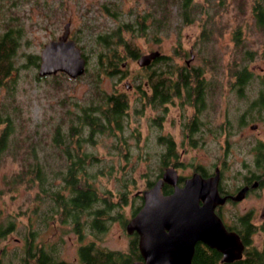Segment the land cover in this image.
<instances>
[{
  "label": "rangeland",
  "instance_id": "rangeland-1",
  "mask_svg": "<svg viewBox=\"0 0 264 264\" xmlns=\"http://www.w3.org/2000/svg\"><path fill=\"white\" fill-rule=\"evenodd\" d=\"M196 1L204 4L211 17L202 16L185 24L178 18L177 9L168 4L171 20L169 25L159 30L158 37L139 35L137 25L133 24V29L128 28L131 31L121 32L122 40L128 42L129 48L118 47L120 55L114 73L115 66L110 67L108 58H104L106 68L100 75V91L105 94L122 93L128 102L123 132L99 135L93 143L90 142L94 145H85L86 150L99 159L98 163L87 168L95 175L99 174L93 179V184L101 197L105 196L117 204L110 211L115 218L107 221V229L92 234L86 226L82 239H79L70 224L60 222L59 216L44 223L38 214L33 213L36 205L41 204L42 210L46 207L45 203L35 199L37 185L29 188L22 182L15 189L6 190L0 198V221H15V230L0 242V264L32 263V259H26L25 239L33 230L35 243L53 251L58 259L72 261L74 256L77 257L78 248L89 242L98 249L127 251L131 236L122 221L127 222L132 217V211L141 202L138 192L149 189L148 180H154L161 171L165 152L163 143L167 138L174 141L176 156L173 160L179 162L176 169L179 177L191 174L194 165L211 173L214 165L220 164L224 165L222 181L228 188L235 189L248 169H256L254 152L264 143V118L253 107L252 101L263 89L264 34L254 27L252 0H212L206 4L205 0ZM152 3L153 0H0V29L2 23L8 22V27L15 26L21 34L17 71L13 72L17 78L15 94L24 104L26 122L36 132L31 130L32 136L37 135L40 141L37 148L43 144L47 150L37 156L42 158L46 153L47 159L60 156L59 151L51 153L46 146L51 140L52 124L61 122L66 130L69 115L73 116L72 120L77 116L75 105L88 103L91 80L97 70V55L103 50L102 45L95 41L96 35L123 28L126 23H134L133 19L140 20V16L149 10L154 12L155 3ZM211 6L213 10H210ZM66 22L70 23L69 37L81 49L86 60L87 71L77 79L67 77L68 80H63L64 76H61L58 84L52 81V77L39 81L36 78L38 65L29 64L27 56L37 55L39 64L44 44L56 40ZM146 22L151 25L152 18L147 17ZM237 28H240L241 35L240 42L235 44L233 33ZM206 30L212 32L208 34ZM204 32L209 38L205 39L206 42L203 41ZM129 50L134 51L137 57L131 58ZM155 50L168 58L161 67L165 70L188 67L187 60L192 66L204 69V80L208 83H203V92L208 106L201 113L182 98L173 97L172 102L162 106L149 102L151 91L146 84L154 82L151 75L159 64L140 67L137 58ZM243 51L252 54V59L245 61L251 77L244 85L243 95H240L235 91L234 70L242 61L240 54ZM175 78L173 75L171 80ZM4 94L5 90L1 89L0 100ZM67 110H70L69 114ZM195 114L201 122L199 129L195 124L189 125ZM252 125H256L257 130L251 129ZM73 140V137L68 140L72 148L75 145ZM25 152L2 157L1 185L5 181L6 186L9 179L19 172L20 159L13 155ZM125 198L127 203L123 204ZM260 203L263 209L261 200ZM252 205H258L256 199L248 198L236 208L225 211L234 217Z\"/></svg>",
  "mask_w": 264,
  "mask_h": 264
},
{
  "label": "trees",
  "instance_id": "trees-1",
  "mask_svg": "<svg viewBox=\"0 0 264 264\" xmlns=\"http://www.w3.org/2000/svg\"><path fill=\"white\" fill-rule=\"evenodd\" d=\"M169 1H171V4ZM210 1L212 0H205V4L210 3ZM153 4L154 12L149 10L147 14L140 16V20L133 19L134 23H126L123 28L118 27L112 32L98 33L96 35L95 41L102 45L103 50L97 55V70L91 80L92 88L90 90L91 94L89 93L88 103L86 102L82 106L75 105L77 116L72 120L73 116L69 115L66 130H64L61 122H57L52 124L53 127L49 132L51 140L48 144L49 146H46L51 153L59 151L60 154L55 159H47V153L46 155L43 154L42 158L37 156L45 148L43 144L41 148H37V142L39 143L40 141L37 135L32 136L31 130L33 128H30L26 122L28 119L25 117L24 104L17 99L15 94L17 78H14L13 72L17 71L16 57L21 34H19V29L15 26L8 27V22L2 23L3 27L0 29V90L4 89L5 94L0 100V160L6 154L23 152L24 150L26 152L13 155L20 159V169L19 172L9 179L6 186L4 184L5 181H3V185L0 183V198L6 190L15 189L19 183H27L29 188L37 185L38 193L35 194V199L39 203H45L46 207L45 210H42L41 204L36 205V212L33 213L38 214L44 223L53 220L55 216H59L60 222L70 224L72 231L76 233L79 239H82V231L86 226L92 234L104 232L107 229V221L115 218L110 211L117 204L111 202L105 196L101 197L93 184V179L99 174L95 175L93 171L91 172L87 168L94 166L96 162H99V159L93 153L88 152L85 145H88L86 143L91 141L93 143L99 135H113L114 131L123 132V118L127 114L128 102L122 93L105 94L100 91L98 86L100 75L106 68L104 58H108L110 67L115 66L114 73L120 55L117 52L118 47L123 45L125 49L129 48L128 42L122 40L121 32L123 30L131 31L128 28L133 29L131 26L133 24L137 25L136 32H139V35L152 34L151 36L158 37L159 30L163 26L169 25L171 20V10L168 8V4L177 9L178 18L185 24H190L199 17L207 18L212 15L204 8V4L201 5L196 0H153ZM213 9L214 7L211 6L210 10ZM203 13L205 14L202 15ZM251 13L254 27L264 34V0H252ZM147 17L152 18L151 25L146 22ZM154 17L155 22L153 23ZM240 31V28H237L233 33L235 44L240 42ZM206 32L209 34L212 31L206 30ZM206 32L203 34L204 42L209 39L206 37ZM114 38H117V40H114ZM129 56L136 58L137 54L129 50ZM240 58L242 61L234 70L237 88H241L251 77V72L247 70L245 62L252 59L251 52L243 51L240 54ZM165 59L168 58L166 56L156 58L154 63L159 65L157 72L154 71L155 73L195 74L196 76L192 81L197 82V86L190 85L189 79L185 76L184 78H178L179 80L175 83L172 82L173 85L168 90L164 85L165 79L159 80L154 95L157 102L163 103L167 101L170 95L179 94L181 89H184L187 95L192 90L197 91V97L201 102L202 85L200 83H202V78L200 75L204 73V69L190 66L181 67L176 71L165 70L161 68ZM27 60L34 67L38 65L37 55H28ZM86 71L87 69L85 73ZM61 76H64L63 80H68V76H65L64 73H57L47 77H52V81L55 80L56 84H58ZM47 77L36 78L40 81L45 80ZM262 84L264 89V80ZM171 90L172 93H170ZM260 105L264 106V104ZM67 113L69 114L70 110H67ZM35 128L38 129V127ZM72 137L74 139L73 145L75 143L73 148L70 147L68 141ZM92 143L90 144L94 145ZM164 145L166 150L162 155L163 162L168 160L167 157H175L173 142L166 139ZM26 146L28 149H25ZM43 152H47V150L45 149ZM160 176L161 174L158 173L154 180L149 179L148 185H154V182ZM168 187L165 186L163 192H167ZM50 202L52 205L49 206ZM124 203H127L126 198L123 200ZM140 206L141 202L132 211V216L138 211ZM122 223L125 225L126 221H122ZM14 230L15 221L13 219L0 221V242L9 232ZM261 230L264 233V225ZM35 235L36 233L33 230L25 239L26 259L31 258L34 264L51 263V256L49 254L45 255L44 247L35 243ZM79 253L80 264H133V262L141 259L137 235L130 238L127 251L98 249L89 242L79 248ZM192 264H219V255L215 250H205L203 247H197ZM239 264H264V247L261 250L251 249L246 254L245 259H242Z\"/></svg>",
  "mask_w": 264,
  "mask_h": 264
},
{
  "label": "water",
  "instance_id": "water-1",
  "mask_svg": "<svg viewBox=\"0 0 264 264\" xmlns=\"http://www.w3.org/2000/svg\"><path fill=\"white\" fill-rule=\"evenodd\" d=\"M69 34L70 23L66 22L61 35L44 44L39 54L38 77L64 73L76 79L84 74L86 60ZM160 55L156 50L142 54L137 58V64L148 66ZM163 183L174 186L171 194L162 193ZM217 185V174L208 178L193 174L180 187L177 186L176 171L167 169L162 178L143 191L141 208L125 226L128 234L135 232L138 235L142 260L133 264H191L197 242L215 248L224 260L239 257L240 240L225 230L214 212L215 206L224 201L218 196ZM242 195L243 190L234 198L239 200Z\"/></svg>",
  "mask_w": 264,
  "mask_h": 264
},
{
  "label": "flooded vegetation",
  "instance_id": "flooded-vegetation-1",
  "mask_svg": "<svg viewBox=\"0 0 264 264\" xmlns=\"http://www.w3.org/2000/svg\"><path fill=\"white\" fill-rule=\"evenodd\" d=\"M191 58H193V55ZM155 60L156 59L152 60L148 66L150 67L152 64H154ZM189 63H190V61L187 60L186 61L187 66L188 67L192 66L191 63L190 64ZM148 66H145V67H148ZM193 67H195V66H193ZM173 75L176 76V78H175L176 80H174V81L171 80ZM185 76H187V79H189L190 85L197 86V82H195V81H193L194 84H192V80L196 76L195 74H184V73H182V74H179V73H176V74H157V73H153L151 75V77H152V79H154V82L151 81V85L146 84L151 91L150 95L148 96L149 97L148 99L150 100L149 102H151L152 104H158L159 106H162L163 104L167 105V103L172 102L173 97L182 98L184 100V102L192 105V107L194 108L195 111H197V113H201L205 109V107L208 106V102L206 103V100H204L205 93L203 92V83H208L207 80H204L205 79L204 73L200 75V77L202 78V83H200L202 85V100H201V102L197 97V94H196L197 91L192 90L191 93L187 95V93L184 89H181L179 94L174 93L173 95H170L169 99L163 103H159L155 99L154 95L156 92V87L159 84V80L165 79L164 85H165L166 89L170 90L171 85H173V83L178 81L179 80L178 78H182V77L184 78ZM166 78L169 80L168 82H167ZM263 80H262V82H263ZM236 82H237V79L235 78V84H234L235 86H237ZM246 83L247 82H245L244 85ZM244 85L241 88L236 87L235 91L237 93H239L240 95H243ZM125 87L129 88L128 85H126ZM233 88H235V87H233ZM170 93H172V90L170 91ZM260 104H264V89H262V91L257 96V98L252 101L253 107L258 109L257 112L260 113V115H262V117L264 118V106H261ZM194 124L197 125V128L199 127V124H201L198 117H196V114L194 115L193 119L189 122V125H194ZM250 128L253 129L254 131L257 130L256 125H252V126H250ZM190 131H191V129H190ZM187 136H189V135H187ZM167 139L171 140L174 144V141L172 139H170V138H167ZM164 143H165V141H164ZM261 144H262L261 149L260 148L255 149V152H254V154L256 156V158H255L256 159V169L255 170L248 169L245 172V174L243 175L242 179L240 180V183L238 184L237 188H235V189L228 188V186L225 185L224 182L222 181V173L224 170V168H223L224 165L222 166L220 164H215L214 165V172H211V173H207L202 168H200L199 166L194 165L191 168V174L187 175L186 177H182V176L179 177L177 170H176L179 167V166H177V164L179 165V162L176 160L175 161L173 160L175 157H171V156L167 157L168 160H165L164 161L165 163L163 162V165L161 167V171L159 172L161 174V176L158 179L162 178L163 174L165 173V171L167 169H174L176 171V174H177V186H180V187H182L184 185L185 180L187 178L191 177L193 174H198L202 178L213 177L216 174L218 175V185H217L218 196L220 198H223L224 201H222L221 203H218L215 206L214 212L222 221V224H223L225 230L228 233L235 234L238 237V239L240 240L241 245H242V249L240 251L239 257H237L231 261H228V260H224L222 253H220L215 248H211L202 242H197L194 246V252H193L192 259H191V264H192L193 257H194V254L196 252L197 247H199V248L203 247L205 250H207V249L215 250L219 255V264H239L242 259H245L246 254L248 252H250L251 249L261 250L264 247V233L261 230L262 226L264 225V143H261ZM174 147H175V145H174ZM165 150H166V147H165ZM174 153H175V148H174ZM175 156H176V154H175ZM165 186H169L167 192H163ZM173 190H174V186H172L168 183H163V185L161 186V191L164 195L171 194L173 192ZM241 190H243V195H242L241 199H239V200L235 199L234 197ZM142 193L143 192L139 191L137 194L141 197L140 198L141 199V206L143 204V194ZM248 198H250V199L255 198L258 205H256V206L252 205L250 208L246 209L241 215L235 214L234 217H232V216L228 215V213H226L225 210L227 208H236L237 204L241 203L242 201H244ZM260 200L262 201L263 209L261 207ZM199 203L201 204L202 202L200 201ZM141 206H140V208H141ZM139 209H138V211H139ZM135 214H133V216ZM128 221L126 222V224L128 223ZM126 224H125V226H126ZM125 230H126V228H125ZM128 235H130L132 237V236L137 235V234L134 232V233L128 234ZM137 238H138V235H137ZM86 244L87 243L82 244V245H86ZM40 246L43 247L44 245H40ZM79 248L77 250V257L74 256V259L72 261L56 258L55 255H53V251L52 252L47 251L45 247H44V253H45V255L49 254L51 256V263H49V264H80ZM140 256H141V254H140ZM27 259L29 260L31 258H27ZM140 260H142V257ZM26 264H34V261L32 260V263L26 262Z\"/></svg>",
  "mask_w": 264,
  "mask_h": 264
}]
</instances>
